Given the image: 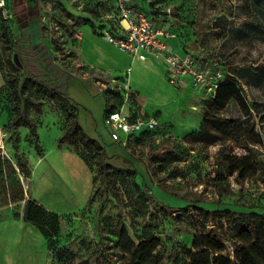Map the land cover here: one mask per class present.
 <instances>
[{"label":"rangeland","instance_id":"1","mask_svg":"<svg viewBox=\"0 0 264 264\" xmlns=\"http://www.w3.org/2000/svg\"><path fill=\"white\" fill-rule=\"evenodd\" d=\"M6 2L0 8L4 157L15 165L28 159L31 175L20 176L22 184L58 219L49 256L32 223L20 232L0 227V264H20L5 249L8 236L18 233L26 254L21 264H138L141 254L142 264H188L197 236L204 245L222 246L215 256L231 260L253 242L264 248V0H128L154 20L174 22L193 51L232 75L237 93L218 110L192 88L132 80L123 113L143 110L159 127L124 147L104 125L116 102L110 89L116 87L105 79L122 58L100 40L101 27L95 34L84 22L86 2L28 0L20 22ZM83 28L93 33L89 41ZM19 116L32 122L38 138ZM35 143L44 156L34 166ZM101 163L108 168L104 180ZM244 218L257 229L238 226Z\"/></svg>","mask_w":264,"mask_h":264},{"label":"built area","instance_id":"2","mask_svg":"<svg viewBox=\"0 0 264 264\" xmlns=\"http://www.w3.org/2000/svg\"><path fill=\"white\" fill-rule=\"evenodd\" d=\"M7 0H0V8L4 11L8 5ZM90 7L102 2L99 0H84ZM128 0H115V11L112 14L101 15L96 22L91 19L88 11L86 17L94 20L96 28L101 27L100 36L120 52L129 56L131 61H144L150 58L163 65L166 82L177 89L185 79L190 80L191 87L205 96L214 98L218 85L225 79V70L218 62L206 60L203 54L193 51L188 42L180 36V28L171 20L153 19L142 8H131ZM105 22V23H104ZM106 24V25H105ZM128 73V72H127ZM127 73L122 72L117 79H105L110 83L112 91L119 92L124 97L123 105L119 110L106 114L104 125L110 131V138L120 146L132 136L146 132H155L159 127L156 119L146 117L142 110L123 113V106L128 102ZM229 74V73H228ZM121 80L122 83L118 80ZM100 79L104 80V77ZM117 80V81H116ZM121 86H115V83ZM105 86L104 82H99ZM4 132L0 127V156H6L4 146Z\"/></svg>","mask_w":264,"mask_h":264},{"label":"trees","instance_id":"3","mask_svg":"<svg viewBox=\"0 0 264 264\" xmlns=\"http://www.w3.org/2000/svg\"><path fill=\"white\" fill-rule=\"evenodd\" d=\"M88 1V0H87ZM102 3L97 4L94 7H90L91 4H87L86 11L89 12L91 19L97 21L101 15L112 14L115 11V0H99ZM28 0H10L11 4V14L12 17L16 20L22 21L23 15L28 10ZM94 20H90L88 18H84V22L86 25H89L92 31L95 33V23ZM181 38L187 41L186 34H184L183 30L180 28ZM96 34V33H95ZM115 104L111 106L108 110H106V114L119 110L123 105L124 97L121 93L115 92ZM237 90L236 85L232 80V75H225V79L218 85L217 90L215 92L214 98L208 99L218 110H222L225 108V105L231 101L236 96ZM131 110V109H130ZM132 111V110H131ZM19 121H21L24 126L29 129V132L36 139L38 138L37 132L30 120H28L24 116H19ZM16 124H10V133L13 134V142L12 146L15 149V152H18V139L15 132ZM148 133V132H146ZM146 133H142L139 135H144ZM138 136V135H136ZM133 137V136H132ZM63 139L60 138L58 141ZM34 150L36 155L39 158L44 156L40 146L38 143H35ZM83 157V156H82ZM83 159L87 161L84 157ZM89 166V162H86ZM91 167V166H90ZM100 170L99 179L104 180L108 176V168L104 164H100L98 166ZM31 175V171L28 167L27 160H23L22 162H17L15 165L9 159L0 156V208L7 207L9 205H17L23 202V212L22 219L24 222L32 223L37 230L41 233L43 238L46 240L48 250L51 248V239L55 237L57 231V219L58 216L54 213L48 212L45 209L41 208L39 205L35 203V201L31 199L25 198V189L23 187L20 176L25 179H29ZM238 226H241L242 229L247 230L251 228L252 231L257 229V222L252 219L244 218L236 221ZM51 229L53 232L51 233ZM125 241H129V239L125 236ZM213 242L216 241L214 238L211 240ZM204 238L202 236H197L194 243L193 248L190 251H187L188 255V264H264V248L259 247L254 242L251 243L248 247H241L238 250H235V254L233 255V259L226 258L222 254H217L218 251H221L222 246L213 247V243L204 245ZM143 247V243L137 246V250H140ZM131 254L132 252H128ZM141 254L138 256L137 260H140L138 264H142Z\"/></svg>","mask_w":264,"mask_h":264},{"label":"crops","instance_id":"4","mask_svg":"<svg viewBox=\"0 0 264 264\" xmlns=\"http://www.w3.org/2000/svg\"><path fill=\"white\" fill-rule=\"evenodd\" d=\"M9 4H10V0H9ZM87 30H88V28H87ZM87 30L85 28H83L84 39L89 41L90 40L89 35H93V33L90 30H88V31ZM95 37L98 38L97 36H95ZM100 40L105 42L106 45H110L104 38L100 39ZM186 42H188V41H186ZM87 44H89V43L87 42ZM110 47L115 48L112 45H110ZM115 49L120 53V56L122 59H121V63L117 67V73L111 75L108 78H114L116 76H119V75H117L118 73L121 74L122 72H126V73L128 72L127 73L128 84H129L128 87H129V89H131V93H133L132 84H131L132 80L134 83H137V82L148 83V81L149 82L151 81L152 86L150 88H153L154 86H156L157 83H164L165 85H168L166 80H165V70H164L163 65L158 64L157 62H155L154 60H152L150 58H147L144 61H137L136 60V61L132 62L131 59L129 58V56L120 52L117 48H115ZM137 65L141 68L142 72L139 69L140 72L136 71L134 73L135 67ZM191 88L192 87L190 85V80L185 79L184 82L180 85V87L177 88L176 90H178V89H191ZM49 152L52 153V152H54V150L52 148H49ZM33 156L35 157V163H34V166H35L39 163L41 158L35 156L34 153H33ZM6 158L9 159L11 162H13L8 156ZM27 162H28V165L31 166V164H29L28 159H27ZM24 189H25V187H24ZM25 191H26V189H25ZM25 198L32 200V198L29 196L27 191L25 193ZM22 212H23V202L20 204H17V205H9L7 207L0 208V220H6L7 221V222L0 221V227H10L13 230H14V227H16L15 230L20 232L21 229H23V227H24V226H22L23 223H26L22 219V215H23ZM14 222H18L17 226H16V224H13ZM8 237H10V240L8 241V244L5 245L6 254H7V251H10L12 253V255H14L16 257L17 262H19L21 264V262H22L21 260H22L23 256H24V259H26V254L24 252H22V248L24 246L21 244V240H20L21 239V233H18L16 235H9ZM44 242H45L47 252H48V256H49V250H48L47 243H46L45 239H44ZM12 243H14V245L17 246V251H15V252H12V249L10 250V248L13 247ZM11 262L12 261L10 259L9 263L7 262L5 264H12Z\"/></svg>","mask_w":264,"mask_h":264},{"label":"water","instance_id":"5","mask_svg":"<svg viewBox=\"0 0 264 264\" xmlns=\"http://www.w3.org/2000/svg\"><path fill=\"white\" fill-rule=\"evenodd\" d=\"M13 62H14V64H15L18 68H21V64H20V62H19V60H18L17 55H14V56H13Z\"/></svg>","mask_w":264,"mask_h":264}]
</instances>
